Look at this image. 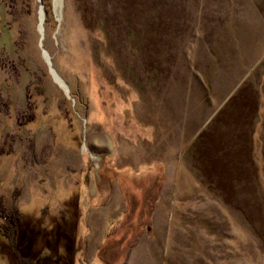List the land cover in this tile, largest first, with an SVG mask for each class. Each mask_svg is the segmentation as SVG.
<instances>
[{"label": "rangeland", "instance_id": "1", "mask_svg": "<svg viewBox=\"0 0 264 264\" xmlns=\"http://www.w3.org/2000/svg\"><path fill=\"white\" fill-rule=\"evenodd\" d=\"M31 2L0 0V198L39 231L23 256L264 264V0Z\"/></svg>", "mask_w": 264, "mask_h": 264}, {"label": "trees", "instance_id": "2", "mask_svg": "<svg viewBox=\"0 0 264 264\" xmlns=\"http://www.w3.org/2000/svg\"><path fill=\"white\" fill-rule=\"evenodd\" d=\"M22 1L24 2L23 4H25L24 6H25V10L27 11V13H31L32 11L31 0H22ZM42 2L44 5V8L46 9V12L50 14L51 13V6H50L51 3L48 2V0H42ZM0 214L6 219H8L9 221H11L10 223L12 224V225L10 224L12 226L11 228L12 234L10 235L13 236L14 244L11 246L12 247L11 256L14 261V264H23L25 263L24 260L27 261V264L29 263L38 264L33 259H30L32 261L29 262V260L23 255L28 256V257L29 256L31 257V255H33L34 257L36 256V248H35L36 247V239H35L36 236L35 235H37L39 231H37L34 227H32V225L26 223L24 219H22V215L20 214V211H18V209H8L3 203V200L1 198H0ZM60 235L61 234H59V236ZM64 241L65 239L63 240V242ZM64 245L66 246L65 242H64ZM66 249L68 250V248ZM69 263H70L69 260L64 261V264H69ZM44 264H49V262L47 263V261H45Z\"/></svg>", "mask_w": 264, "mask_h": 264}, {"label": "bare ground", "instance_id": "3", "mask_svg": "<svg viewBox=\"0 0 264 264\" xmlns=\"http://www.w3.org/2000/svg\"><path fill=\"white\" fill-rule=\"evenodd\" d=\"M58 4H59V2H58V0H55V4L54 5H56V7L58 6ZM43 27V23H40V28H42ZM46 54L48 55V53L46 52ZM55 78H57L58 79V81L61 83V84H63L65 87L67 86L65 83H64V81L63 80H61L60 78H59V76L58 75H56L55 74ZM68 87V86H67Z\"/></svg>", "mask_w": 264, "mask_h": 264}, {"label": "water", "instance_id": "4", "mask_svg": "<svg viewBox=\"0 0 264 264\" xmlns=\"http://www.w3.org/2000/svg\"><path fill=\"white\" fill-rule=\"evenodd\" d=\"M41 1V9H40V13H42L43 14V11H44V9H43V7H44V5H42L43 3H42V0H40ZM40 17V16H39ZM40 21H41V17H40ZM41 31V30H40ZM45 51H46V49H45Z\"/></svg>", "mask_w": 264, "mask_h": 264}]
</instances>
